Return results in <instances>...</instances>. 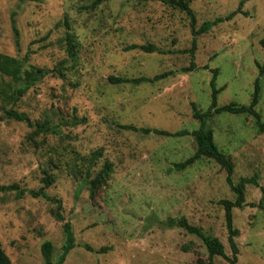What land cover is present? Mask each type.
<instances>
[{
	"label": "rangeland",
	"instance_id": "374dc122",
	"mask_svg": "<svg viewBox=\"0 0 264 264\" xmlns=\"http://www.w3.org/2000/svg\"><path fill=\"white\" fill-rule=\"evenodd\" d=\"M0 0V54L42 78L14 104L0 97V246L13 264H44L42 245L50 242L56 262L70 224L75 247L63 264H207L198 238L168 219L184 217L218 239L232 259L224 208L234 202L226 173L213 160L200 159L183 171L175 164L196 151L191 136L142 135L121 126L169 133L193 132L191 104L200 112L211 103V70H218L217 107L248 106L260 80L256 111L264 121V0H190L195 30L204 22L241 13L196 38L195 70L190 63L192 33L184 12L150 0ZM14 29L16 32H14ZM71 52H68L67 40ZM153 46L151 54L127 50ZM165 78L138 85L127 80ZM0 81L8 83L7 77ZM25 114L33 125L9 119L4 110ZM85 119V123H80ZM56 133L37 131L35 125ZM214 144L232 163V180L256 177L244 188V207L231 211L238 249L234 264H264V134L246 115L220 114L207 121ZM105 165L111 173L95 180ZM56 205L33 197L43 186ZM83 245L101 254L90 253ZM214 257L213 264H231Z\"/></svg>",
	"mask_w": 264,
	"mask_h": 264
},
{
	"label": "trees",
	"instance_id": "16d2710c",
	"mask_svg": "<svg viewBox=\"0 0 264 264\" xmlns=\"http://www.w3.org/2000/svg\"><path fill=\"white\" fill-rule=\"evenodd\" d=\"M106 1L109 0H92L88 8L96 9L98 6H100L102 3ZM150 1H160L164 5H168L173 9H177L181 12H184L189 19L191 33H192L191 48L189 50H182L179 52V54H188L190 57L189 66L181 70V73L183 74L190 73L194 71L196 68L194 63L196 38L201 34L207 33L212 27L217 26L218 24H221L225 21H230L236 14L241 13L240 11L241 4H240V7L236 12L226 16L225 18H216L213 21L204 22L203 24H201L199 29L195 30L196 19L193 11L189 7L190 0H150ZM14 32H16L15 29ZM67 44H68V52H71L72 47L69 39L67 40ZM261 46L264 50V41L261 42ZM127 50H139L149 54L157 51L151 45H147V46L132 45L128 47ZM259 71L261 75L264 73V64L262 66H259ZM211 73H212V78L210 82L211 103L208 110L205 112H200L199 110H197L194 104H191L192 118L195 121L199 122V128L196 131H193L191 133L186 131L169 133L157 129L136 128L131 125H124L121 127L123 130L130 131L133 133H140L145 136L154 135L157 137H167V138L191 136L194 139L196 145V151L194 155L189 159L174 165L175 170L178 172L183 171L186 168L192 166L202 158L213 160L217 165H219L221 169L225 171L226 173L225 182L227 186L230 188V190L234 193L235 200L234 202L221 200L219 201V205H221L225 211V223H226V230L228 233V244L232 252V259H228L226 257L224 252V247L218 239L205 234L201 228L190 225L184 217H181L179 219H168L164 223V225L168 228H179L183 230L186 234L190 236H194L199 240H201L208 253L209 260L207 264H213L212 259L214 257H222L228 259V261L231 264H234L236 262V255L238 254V249L236 247L234 240L235 238L238 237L239 232L233 227L231 211L234 208L242 209L244 207V193H243L244 188L248 185L257 186L258 184L256 181V177L254 176L252 178H241L239 182L236 185H234L232 180L234 167L230 162V160L222 152H220L216 147V145L214 144L213 133L212 130L209 127H207V121L213 118L214 116L223 113L230 115H246L254 119L257 132L259 134H264V121L260 120L261 117L256 111V106L258 104L259 93H260V84H259L260 80L257 79L255 81L254 94L252 95V99L248 106H239L235 103H229L225 106L217 107V96L222 90L216 89L215 86L216 78L218 76V70H211ZM167 75L168 74H161L151 79L141 77L132 80L109 77L108 83L111 85H117V84L119 85L125 83L138 85L140 83H151L163 79ZM0 76L7 77L10 80L8 83L0 81V97L6 105L16 103V101H18L26 91H28L33 85H35L42 78V74H39V71L32 70V71H25L24 73H22V66L18 60L1 54H0ZM3 110L5 115L9 119H13L18 122H25L30 128L33 127V125L29 122L25 114H19L12 110H6V109ZM80 123H85V119H82ZM35 126L37 128V131L56 133V130L53 127L45 126L44 124L35 125ZM110 173H111L110 166L105 165L104 168L101 170V172L98 174V176L95 178V180L91 182L92 188L94 189L96 184L105 183ZM43 184L44 186L38 192H30V194L33 197H42L47 199V201L53 202L56 205V211L54 213V217L58 221H62L63 219L60 213L61 202L57 199L49 198L44 192V190L47 189L52 184L51 178L49 177L43 178ZM17 189H18L17 186L14 185H10V186L0 185V192H12ZM63 232L65 235V241L61 248V254L56 262L52 260V251H53L52 244L50 242H45L42 245V255L44 259V264H63L70 251H72L75 247H77L70 224L65 223L63 225ZM82 247L84 250L90 253L101 254L105 252V249H100L98 251H95L88 245H83ZM0 264H13L8 258V256L5 254L1 246H0Z\"/></svg>",
	"mask_w": 264,
	"mask_h": 264
}]
</instances>
